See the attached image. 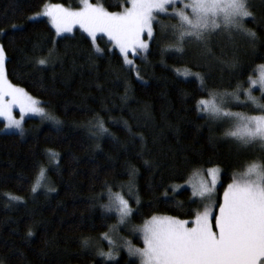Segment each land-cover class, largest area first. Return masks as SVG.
Wrapping results in <instances>:
<instances>
[{
  "label": "trees",
  "instance_id": "obj_1",
  "mask_svg": "<svg viewBox=\"0 0 264 264\" xmlns=\"http://www.w3.org/2000/svg\"><path fill=\"white\" fill-rule=\"evenodd\" d=\"M90 3L110 12L127 6L125 0ZM46 4L78 9L81 0H0L7 79L61 123L52 127L27 119L25 135L0 132V264H102L81 241H94L117 225V217L101 207L106 198L99 199L100 194L107 196L105 182L126 199L131 185L133 209L138 195L139 214L131 220L135 225L153 215L189 220L193 218L187 214L189 208L200 204L188 189L174 193L175 184L186 181L193 171L217 166L222 192L236 174L264 156L259 143L240 148L225 137L227 123L196 110L199 99L234 91L241 79L247 80L264 64V0H250L257 23L249 21L246 27L257 32L255 45L238 34H214L207 38L210 56L195 43L186 45L184 54L161 56L164 45L152 42L149 52L131 56L133 67L103 36H97L95 44L78 29L56 36L48 21L29 19ZM157 15L162 24L176 22ZM156 32L159 37V24ZM50 50L52 63L40 70L35 60ZM222 52V59L238 60L236 69L220 63ZM185 70L205 75L208 91L201 92L194 77L178 75ZM231 110L260 114L239 106ZM96 120L104 122L110 135L93 136ZM49 150L58 159H49ZM40 167L46 170L47 191L32 194ZM133 169L135 175L130 176ZM190 200L195 203L189 205ZM105 215L110 217L106 222ZM30 229L33 235L28 237ZM117 232L116 228L109 234ZM133 261L124 253L117 260Z\"/></svg>",
  "mask_w": 264,
  "mask_h": 264
},
{
  "label": "snow or ice",
  "instance_id": "obj_2",
  "mask_svg": "<svg viewBox=\"0 0 264 264\" xmlns=\"http://www.w3.org/2000/svg\"><path fill=\"white\" fill-rule=\"evenodd\" d=\"M126 6L122 12L107 11L102 5L90 3V0H81L79 10H70L62 5H47L42 13L48 18L56 36L71 32L74 26H79L83 32L92 38L95 44L97 34L103 33L118 48L124 57L125 64L131 66L133 61L128 59L129 52L139 55L147 53L151 43L160 47L161 56L167 53H181L186 51V45L197 44L204 55H211L208 46L210 35L224 33L229 37L241 35L251 44L259 40L257 32L246 27L251 21L257 23L250 0H125ZM182 4V7L176 5ZM169 6L174 8L168 12ZM157 14H165L174 24H162ZM33 16L29 19L35 20ZM159 24L160 32L157 36L156 26ZM17 26H14L16 28ZM146 36V38H144ZM55 43V41L53 42ZM96 53L101 49L96 48ZM53 51L48 55L35 60L40 70L52 63ZM221 53L220 63L231 69L238 67V60L233 57L231 61L224 60ZM163 63V61H161ZM6 51L0 45V117L7 121L8 128L19 130L23 135L22 120L25 114L39 116L55 124L60 121L49 115L40 101L29 95L23 88L14 86L5 72ZM131 70V69H130ZM137 79H140L139 69ZM235 74V73H233ZM185 79L194 77L199 82L201 92H207L205 75L185 70ZM244 75L240 72L239 77ZM238 77V78H239ZM231 86V85H229ZM254 88L261 92L259 98L252 94ZM211 101L201 98L196 102V110L207 118L219 123H227L229 128L225 137L233 141L240 148H247L260 143L264 146V64L258 66L248 75L247 80H240L234 91L224 92L221 96L209 93ZM241 97H244L242 100ZM126 98V97H125ZM239 106L250 111H258L259 115H248L244 112H233L231 108ZM14 107L19 108L21 119L12 115ZM96 131L93 136L110 135L104 127L102 120L95 121ZM142 139V138H141ZM49 159H58V154L48 151ZM147 164L148 162L145 161ZM130 176L135 175V169ZM208 177L211 186L202 182L198 193L201 198L210 194L218 184L220 172L216 168L209 169ZM46 170L40 167L37 181L33 183L31 191L36 193L46 180ZM108 203L101 205L105 213H117L118 225L127 227L133 216L139 214L140 201L137 195V208L130 205L132 198L131 185L126 199L120 193H113L112 186L104 184ZM48 191H55L49 187ZM178 192L179 189L173 188ZM168 189L165 190L167 197ZM105 193L99 199L103 200ZM10 200L19 201L21 198L10 196ZM95 203V199L93 201ZM189 205L195 203L190 200ZM218 212L204 207L203 211L189 208L187 214L191 220L179 219L174 216L153 215L141 227H133L132 233H141L143 247L136 248L128 241L124 242L129 257L139 259V264H264V157L251 162L243 171L240 179L229 183L224 190L223 198L218 201ZM185 207L183 203L179 205ZM110 217L105 215L106 222ZM214 221V222H213ZM103 226V225H102ZM117 225L109 226V232H115ZM109 232H105L101 240H108L109 250L98 249L96 255L101 258L102 264H118L119 246L109 239ZM33 232L28 231L31 237ZM83 248H90V239L81 241ZM135 264V261L132 262Z\"/></svg>",
  "mask_w": 264,
  "mask_h": 264
},
{
  "label": "rangeland",
  "instance_id": "obj_3",
  "mask_svg": "<svg viewBox=\"0 0 264 264\" xmlns=\"http://www.w3.org/2000/svg\"><path fill=\"white\" fill-rule=\"evenodd\" d=\"M47 5H56V4H46L45 6H47ZM97 5H98V4H97ZM45 6H44V7H43L38 13H36V14L33 15V16H36V17H37L36 19H44V20H46V21L49 22V20H48L47 17H45V16H43V15H37V14H39V13H42V11H43V9L45 8ZM81 6H82V5H81ZM81 6H80V7H81ZM127 6H130V5H127ZM182 6H183L182 4H178V5H176V7H182ZM63 7H64V6H63ZM65 8H66V7H65ZM68 9H69V8H68ZM170 9H171V10H170ZM70 10L75 11V10H79V8H78V9H70ZM123 10H124V9H122L121 11H118V12H122ZM169 10H170V11H169ZM172 11H174V8L171 7V6H169V8H168V12L171 13ZM33 16H32V17H33ZM49 24H50V22H49ZM50 25H51V24H50ZM53 29H54V28H53ZM75 29H78V30H80L81 32H83V30L80 29L79 26L77 25V26H74V27H73V29H72L71 32L62 33L60 36L72 34V32H73ZM54 31H55V29H54ZM83 33H84L85 35H87V33H85V32H83ZM219 34L226 35V34H224V33H219ZM87 36H88V35H87ZM97 36H103V37H105V38L108 40V37H107L106 35H104L103 33H98ZM88 37H89V36H88ZM89 38L92 39L91 37H89ZM144 38H146V36H145ZM108 41H109V40H108ZM111 44H112V42H111ZM112 46L114 47L113 44H112ZM114 48H115V47H114ZM115 49L120 53V51H119L118 48H115ZM120 54H121V53H120ZM140 54H141V55H144L145 53H144V52H141ZM121 55H122V54H121ZM131 56H134V54L131 53V52H129V54H128V59H130V60L133 61V59H132ZM122 57H123V55H122ZM123 59H124V57H123ZM131 66L133 67V66H134V63H133ZM257 71H258V70H257ZM14 86H15V85H14ZM16 87H18V86H16ZM252 94H253L255 97H257V98H259V97L261 96V92H260V90H258V88H254L253 91H252ZM211 99H212V96H209V97L207 98V100H209V101H211ZM241 99L243 100L244 97H241ZM38 101H39V100H38ZM260 103H264V100H261ZM41 106L44 107L45 111H46L49 115H51V116H53V117L55 118V116L51 113V111H50L49 109L46 108V106L42 105V103H41ZM231 111H232V110H231ZM233 112H238V111H233ZM12 115H13V117H14L15 119H21V114H20V112H19V108H18V107H14V108H13ZM248 115H249V114H248ZM254 115H259V114H254ZM27 119H37V120H38L39 122H41L43 125H49V126H52V127H59L60 124H61V123H59V124H55V123H53V122L50 121V120H47V119H41L39 116H35V115H32L31 113H28V114H25V115H24L23 120H22L23 135H25V134L27 133V129H26V127H25V122H26ZM55 119L58 120L57 118H55ZM0 132H1V133H18V134H20V133H19V130L14 129V128H8V127H7V121H6L3 117H0ZM259 144H260V143H259ZM260 146H262V145L260 144ZM262 147L264 148V146H262ZM263 157H264V156H263ZM248 165H249V164H248ZM248 165H247V166H248ZM247 166H246V167H247ZM246 167L244 168V170L246 169ZM212 168H216V169H218L219 172H220V177L218 178V184H217L216 188L213 189L212 192H211L210 194H206L205 197H203V198H201L198 194L194 196L193 193H194V192L198 193V191H199V189H200V186H201V183H202V182H206L209 186H211V180H210V178L208 177L207 174H208L209 169H212ZM244 170H243V171H244ZM243 171L240 172V173H238V174H236L235 177L233 178L232 182H233L234 180H238V179H240V177H241ZM46 177H47V175H46ZM42 182H43V185H44V186H43V187H40L36 193L41 192V191H43V193H45V192L47 191V186H48L47 178H46V180H44V181H42ZM232 182H231V183H232ZM220 183H221V169H220V167H217V166H216V167H210V168H206V169H198V170H196V171H193V172L189 175V177L187 178L186 181L181 182V183H178V184H175L173 188H176V189H179V190H180V189H188V190L191 192V196H192V198H193V199H196V200L199 202V204H200V208H199V210H200V211H203L204 207H208L211 211H213V212L215 213V212H218V203H217V202L222 200L224 190H225V189L227 188V186H228V185H227L226 188H225L222 192H219L218 190H219ZM36 193H33V192H32V194H36ZM114 194H115V193H114ZM105 198H106V199H105V201H104L103 204H107V203H108L107 196H106ZM113 214L117 217V231H118V232H117V233H114V234H112V235L109 234V239L113 240L114 243H115L117 246H119L118 257H117V260H118L122 253H124L125 255L128 256L127 248H126V246H123L125 241L130 242V243L132 244L133 247H136V248H142V247H143V240H142V238H141V233H140V232H136L135 234H133V233H132V229H133V227H141V226H143V224H144L146 221L150 220L151 217L148 218L147 220H145L142 224L135 225V224H133V223L131 222L127 227H123V226H119V225H118V214L115 213V212H113ZM158 216H161V215H158ZM189 220H191V219H189ZM213 222H214V221H213ZM103 234H104V233H103ZM103 234H101V235L99 236V238H97L96 240L91 241V245H92V246H91L89 249H91V250L95 253V255H96V252H97L98 249H103V251H105V252H107V251L109 250V247H108V240H101V239H100V238L102 237ZM96 257H97L98 259L101 260V258L98 257L97 255H96ZM128 257H129V256H128ZM129 258L135 260L136 263L139 264V259H138V258H136V257H129Z\"/></svg>",
  "mask_w": 264,
  "mask_h": 264
}]
</instances>
